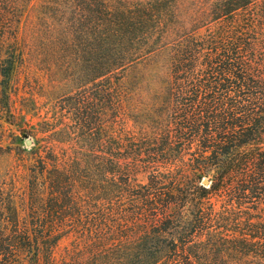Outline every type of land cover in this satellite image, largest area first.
<instances>
[{
	"label": "trees",
	"instance_id": "trees-1",
	"mask_svg": "<svg viewBox=\"0 0 264 264\" xmlns=\"http://www.w3.org/2000/svg\"><path fill=\"white\" fill-rule=\"evenodd\" d=\"M203 4L0 0V114L31 9L80 80L0 186V264H264V0Z\"/></svg>",
	"mask_w": 264,
	"mask_h": 264
},
{
	"label": "rangeland",
	"instance_id": "rangeland-1",
	"mask_svg": "<svg viewBox=\"0 0 264 264\" xmlns=\"http://www.w3.org/2000/svg\"><path fill=\"white\" fill-rule=\"evenodd\" d=\"M209 1L212 0H179L181 7L176 8L179 28L189 27L191 19L187 13ZM42 29L43 25L38 22V8L31 9L22 19L20 46L23 52L18 57L8 86L10 111L0 114V186L8 184L11 179L17 188L25 184L24 162L28 163L34 157L31 147L38 151V141L48 134L41 132L42 123H57L62 98L79 90L80 80L63 75L54 64L48 69L46 64L55 63L53 59L56 57L49 52L51 45L45 47L38 42V31ZM149 69H134L128 76L144 70L147 75ZM1 81L0 77V88ZM67 120L62 116L63 122ZM58 127L59 124L56 125ZM27 139L31 140L29 145L26 144Z\"/></svg>",
	"mask_w": 264,
	"mask_h": 264
},
{
	"label": "water",
	"instance_id": "water-1",
	"mask_svg": "<svg viewBox=\"0 0 264 264\" xmlns=\"http://www.w3.org/2000/svg\"><path fill=\"white\" fill-rule=\"evenodd\" d=\"M30 143H31V140H30V139H27V140H26V144L29 145ZM208 183H209L208 179H204V180H203V184H208Z\"/></svg>",
	"mask_w": 264,
	"mask_h": 264
}]
</instances>
